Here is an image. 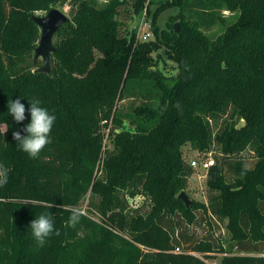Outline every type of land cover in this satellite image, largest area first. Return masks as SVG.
Masks as SVG:
<instances>
[{
    "label": "trees",
    "instance_id": "16d2710c",
    "mask_svg": "<svg viewBox=\"0 0 264 264\" xmlns=\"http://www.w3.org/2000/svg\"><path fill=\"white\" fill-rule=\"evenodd\" d=\"M146 6L155 37L141 40ZM53 7L69 19L52 72H39L33 15ZM171 7L179 30L156 25ZM18 98L20 123L8 110ZM32 99L56 116L38 159L13 138ZM186 147L215 159L207 202L189 207ZM0 164V264H207L196 252L208 251L264 264V0H0ZM74 207L85 215L65 227ZM42 213L60 235L41 247L29 226Z\"/></svg>",
    "mask_w": 264,
    "mask_h": 264
},
{
    "label": "clouds",
    "instance_id": "9594fccd",
    "mask_svg": "<svg viewBox=\"0 0 264 264\" xmlns=\"http://www.w3.org/2000/svg\"><path fill=\"white\" fill-rule=\"evenodd\" d=\"M29 104L30 109H27V111H30L31 119L30 123L24 128L26 134L21 135L20 131H15L13 132V138L18 142L17 146L20 150L27 153L32 159H38L42 150L50 143V134L56 121V116L50 113L46 107H43L42 101L39 99H32ZM8 110L17 123L25 120L26 108L19 98L14 101L9 100ZM7 129V127L3 129L4 134ZM9 171V168L0 164V188L7 185ZM83 215H85L83 209L74 207L64 226L75 228ZM29 227L34 240L41 247L44 246L47 238L53 233L57 236L60 235L59 230L55 228L51 213H42L36 216L30 222Z\"/></svg>",
    "mask_w": 264,
    "mask_h": 264
},
{
    "label": "rangeland",
    "instance_id": "374dc122",
    "mask_svg": "<svg viewBox=\"0 0 264 264\" xmlns=\"http://www.w3.org/2000/svg\"><path fill=\"white\" fill-rule=\"evenodd\" d=\"M155 8V6L153 7ZM62 9V8H61ZM63 11L66 12L65 9H62ZM179 7H171L168 8L160 13V15L157 18L156 25H158L161 29H167L171 28L172 25H174L175 22H180V20H177L173 22L170 17L179 11ZM46 11H38L37 14H44ZM68 13V12H66ZM227 13V12H225ZM228 15V13L226 14ZM141 21V17H136L134 25L139 26ZM170 26V27H169ZM153 30V27H151ZM219 28L216 26L212 28L211 30H206L209 34L212 36L219 32ZM155 37V34H154ZM159 52L163 55V60L160 61L161 67L164 68L165 71L169 73H173L177 70V64L174 60H172L168 54L166 53L165 48H161ZM42 59V58H41ZM40 67V66H39ZM2 128H5V125H2ZM186 156L187 159L191 162L194 159H198L199 162L203 163L206 162L211 158L210 154H199V152L195 151L194 149H191L190 147H186ZM209 170L205 169L203 165H199L198 167H194V174L189 178L188 185L180 189L178 195L185 191L188 196L190 197L191 200L193 201H200V202H207V176H208ZM138 198V196L136 197ZM139 200V199H136ZM199 216H201L200 212H202V216L204 215L202 210H196ZM199 220H202L201 217ZM216 225H213V227ZM212 227V228H213ZM207 229H204L203 227L201 228V234H203ZM216 233L214 235H209V237L215 238V241L218 242L219 239L225 240L228 235V231L223 230L222 235L217 231V228L215 227ZM230 236H232V232L229 233ZM143 249L149 250L148 247L142 245L141 246ZM223 252H216V251H208L206 254H201L200 252H196V255L200 256L203 258L207 264H221V259L223 257Z\"/></svg>",
    "mask_w": 264,
    "mask_h": 264
},
{
    "label": "water",
    "instance_id": "95a60500",
    "mask_svg": "<svg viewBox=\"0 0 264 264\" xmlns=\"http://www.w3.org/2000/svg\"><path fill=\"white\" fill-rule=\"evenodd\" d=\"M33 19L41 28V38L35 49V55L43 60V64L36 71L51 73L52 55L56 49L54 38L61 25L69 19V16L62 9L53 7L44 14H34ZM174 28L179 30L180 23L175 22ZM179 197L184 200L187 207L192 205L193 200L190 199L185 191L181 192Z\"/></svg>",
    "mask_w": 264,
    "mask_h": 264
},
{
    "label": "built area",
    "instance_id": "2783aa9c",
    "mask_svg": "<svg viewBox=\"0 0 264 264\" xmlns=\"http://www.w3.org/2000/svg\"><path fill=\"white\" fill-rule=\"evenodd\" d=\"M100 1H107V0H100ZM141 21L139 26H137L138 28V38L141 40H149V39H153L154 38V31L152 30V22L151 19L149 18L148 15V6L145 7L143 13L141 14ZM211 156V154H210ZM215 164V159L211 156V158L209 160H207L206 162H199L198 159H194L191 161V165L193 167H198L199 165H203V167L207 170H209L213 165ZM141 200V197L138 196V198H131V200L133 202H137L139 200ZM175 251H180V248H176Z\"/></svg>",
    "mask_w": 264,
    "mask_h": 264
}]
</instances>
